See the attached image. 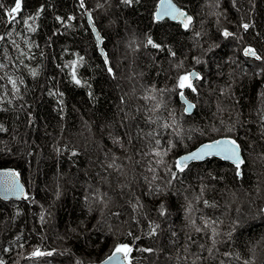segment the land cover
Listing matches in <instances>:
<instances>
[{
	"label": "trees",
	"instance_id": "1",
	"mask_svg": "<svg viewBox=\"0 0 264 264\" xmlns=\"http://www.w3.org/2000/svg\"><path fill=\"white\" fill-rule=\"evenodd\" d=\"M173 1L193 17L187 31L167 20L153 22L157 0L132 6L85 0L86 9L79 0H23L24 19L45 7L30 32L20 17L9 23L3 15L14 0H0V35L6 37L0 41V168L19 172L28 196L0 200L4 264H94L122 242L154 249L134 252V264H264L263 71L244 66L262 62L240 53L251 46L264 56V0ZM85 11L104 41L108 65ZM243 23L250 25L247 32ZM224 30L234 35L225 39ZM148 36L175 56L167 48L145 47ZM212 56L219 59L218 71L203 65ZM80 57L76 85L71 65ZM192 69L203 80L194 82L196 93L185 90L194 104L185 115L174 89ZM219 137L241 144V177L213 158L190 164L171 180L168 169L175 170L178 155ZM154 150L168 151L164 164L156 163ZM157 189L164 194L154 195ZM137 198L143 205L138 215L132 209ZM161 202L165 217L156 211ZM192 220L210 226L196 233ZM149 222L160 225L154 237L147 235ZM37 249L53 254L32 257Z\"/></svg>",
	"mask_w": 264,
	"mask_h": 264
},
{
	"label": "snow or ice",
	"instance_id": "2",
	"mask_svg": "<svg viewBox=\"0 0 264 264\" xmlns=\"http://www.w3.org/2000/svg\"><path fill=\"white\" fill-rule=\"evenodd\" d=\"M121 2L126 6H132L134 3L139 4L140 0H121ZM23 0H14V6L11 8L5 9V5L0 2V9H5L3 15L7 18H10L9 23L16 21L18 17L22 19L23 24L27 26L28 30L30 32L36 31L35 27L33 26L35 24V21L39 19L40 15L45 11V7L41 5L37 10L35 15L29 16L27 19H24L21 16V13L23 11L22 8ZM79 7L81 9H86L85 0H79ZM89 20V24L92 27L93 33H95L97 46L103 44L104 41L101 38L99 32L96 30L95 25L92 21L91 13L88 11H85L84 13ZM153 16V22L156 24H160L162 21H165V19H171L173 21H176L182 28L187 31L190 26L193 23V17L188 15V13L184 10H182L180 7H178L173 0H157L155 11L152 14ZM68 20H73V16H69L67 18ZM29 20L32 21V24L29 23ZM56 21L60 23H64L63 18L60 16H56ZM241 27L244 29L245 32H247L250 28V25L248 23H243ZM197 35H199L197 33ZM222 35L225 39L232 37L234 34L232 32H229L228 30H224L222 32ZM4 35H0V41L5 40ZM14 43V42H13ZM151 47L152 49H156L158 51H164L167 48V51L172 55L175 56V52L171 50L170 47H167L166 44H162L160 42L155 41L151 36H148L146 39L145 47ZM100 55L104 58L105 65H108V57L107 53L104 51L103 48H100ZM243 56L248 58H253L256 61H260L264 63V56L260 55L258 51L251 47H245L243 49ZM83 61V57L79 58V61H74L71 65L72 67V81L76 85H81V80L77 78L76 75V67L77 65ZM199 62V61H197ZM182 66V65H178ZM4 65L0 63V69H2ZM107 71L111 74L113 72L111 67H108ZM264 71V69H262ZM33 76H36L37 73L35 71L32 72ZM0 79H3V77H0ZM196 80H203V77L199 75L197 72H189L184 75H181L178 77L175 89L179 90L178 94L182 101L185 103H188L185 99V90H190L192 93L197 92V87L194 84V81ZM23 83V81H20ZM8 83L12 85V89L14 92H19V88L17 87V81L15 79H12L11 77L8 78ZM50 95H57V93H49ZM59 95H63L60 93ZM91 95V93H89ZM261 95H264L262 93ZM145 99H154L152 96H146ZM58 103L62 104L63 101H57ZM157 108L159 105L156 106ZM194 107L193 104L188 103L187 108L185 109V112H190L191 109ZM155 123V121H153ZM164 128H169L170 125L165 124L163 125ZM3 130V127L0 126V131ZM233 128H229L228 131H233ZM157 144H159V140L156 141ZM174 147V145H172ZM170 150V149H169ZM152 155L156 157H160L156 161L158 164H164L163 157L168 154V151H153L151 153ZM73 156H76V152H72ZM213 158H219L222 161H228L230 162L234 168H235V175L237 177L242 176V166L245 165L246 161L243 158L242 155V146L237 141V139L231 138V137H225L222 139H216L212 140L208 143L201 144L198 148H196L194 151L189 152L186 155L180 156L175 160L174 169L169 168L168 172L171 174V180H177L179 173H184L188 168L190 162H203L205 160H210ZM109 167H112L110 164ZM150 171L152 169H149ZM155 179V176L153 177ZM20 173L15 170H6V171H0V191L3 192L4 198H8V194L14 195L17 199L23 197L24 199H28V196L24 192V186L20 184ZM171 180L169 183H171ZM203 191V188L201 189ZM157 197L164 194L162 189H157L154 193ZM199 199V197H197ZM129 203H132L131 201ZM205 206H212L209 205V202L207 200L203 201ZM143 205L139 203V198H137L136 203L132 204L133 212H136L138 209H142ZM156 211L158 212L159 216L165 217L168 215V208L165 203L161 202L159 206L157 207ZM188 213H191V206L189 205ZM114 215L119 216V213H114ZM136 223H139V221H136ZM190 223L194 226L196 233H201L205 229L209 228V222L207 220L204 221L203 227L195 226L196 221L192 220ZM213 224L215 221L212 222ZM160 227L159 224H154L153 222H149L148 228L150 231L147 233L149 237H154L157 235V229ZM129 237H132L133 240L139 241L140 236L135 235L133 232L129 231L127 233ZM175 235V233H173ZM218 235V233L215 231V229L212 230V237H213V244H215L214 237ZM231 235V234H229ZM191 239V237H189ZM7 251V249H5ZM139 251L141 253H148L152 254L154 252V249L152 247H143V246H133L131 243H117L115 247L111 250V253L107 255L105 259L101 261V264H134V252ZM52 252H43L39 249L35 250L31 255L32 257H44V256H51ZM230 255V254H228ZM0 264H4L3 260H0ZM79 264V262H78Z\"/></svg>",
	"mask_w": 264,
	"mask_h": 264
},
{
	"label": "water",
	"instance_id": "3",
	"mask_svg": "<svg viewBox=\"0 0 264 264\" xmlns=\"http://www.w3.org/2000/svg\"><path fill=\"white\" fill-rule=\"evenodd\" d=\"M174 2V1H173ZM175 3V2H174ZM176 4V3H175ZM177 5V4H176ZM182 9V8H181ZM182 10H184V9H182ZM155 11V10H154ZM184 11H186V10H184ZM187 12V11H186ZM188 13V15H190L191 17H192V15L189 13V12H187ZM86 16V15H85ZM86 19H87V22H88V24H89V20H88V17L86 16ZM165 20H167V21H169V22H173V23H177L176 21H173V20H171V19H165ZM89 26H90V24H89ZM90 28L92 29V27L90 26ZM95 34V33H94ZM100 48H101V45H99V47H98V51H99V54H100ZM242 54H243V51H242ZM248 58H250V57H248ZM102 59H103V61H104V58L102 57ZM252 59V58H251ZM189 72H197V73H199L197 70H190V71H188V73ZM261 90H262V92L264 93V77H263V79H262V82H261ZM185 99L187 100V102L188 103H190V104H193L189 99H187L186 97H185ZM178 100H179V103L183 106V112H184V114L185 115H190L191 113H192V111H193V109H194V107L191 109V111L190 112H185V109L187 108V106H188V103H185L184 101H182L181 99H180V97L178 96ZM194 105V104H193ZM222 138H225V137H219V138H216V139H222ZM216 139H213V140H216ZM210 141H212V140H210ZM210 141H205V142H202V143H200L199 145H197L195 148H193L192 150H189V151H187V152H185V153H182V154H180L178 157H180V156H183V155H186V154H188L189 152H191V151H194L196 148H198L201 144H204V143H208V142H210ZM177 157V158H178ZM176 158V159H177ZM175 159V160H176ZM214 159H217V160H220L219 158H214ZM206 161V160H205ZM220 161H222V160H220ZM204 162V161H203ZM222 162H225V163H227V164H229V165H231L233 168H234V166L230 163V162H228V161H222ZM193 163H201V162H190V164H193ZM189 164V165H190ZM6 170H14L13 168H9V167H4V168H0V171H6ZM19 182H20V184H22L23 186H24V192L26 193V188H25V185H24V183L22 182V180L20 179L19 180ZM0 200H2V201H15V202H23V201H25V199L23 198V197H21V198H19V199H17L14 195H11V194H8V198H4V194H3V192L2 191H0ZM263 214H264V207H263ZM105 259V258H104ZM102 261V260H101ZM101 261L100 262H98V263H95V264H101Z\"/></svg>",
	"mask_w": 264,
	"mask_h": 264
},
{
	"label": "rangeland",
	"instance_id": "4",
	"mask_svg": "<svg viewBox=\"0 0 264 264\" xmlns=\"http://www.w3.org/2000/svg\"><path fill=\"white\" fill-rule=\"evenodd\" d=\"M231 6H232L233 9H235V7H233L232 4H231ZM199 34L201 35V33H199ZM233 38L236 40L235 37H233ZM190 39H191V37H190ZM192 39L195 40V34L192 35ZM192 39H191V40H192ZM232 48H233V47H232ZM242 56H243V55H242ZM218 60H219V59H216L215 56H214V57L212 56V57H209V60H208L209 63H206L205 61H203V62H204L203 65H204V66H207V65L209 66V65H211L212 70H214V71H218V69H219V67H220ZM231 60H233V59H231ZM234 61H235V60H233V62H234ZM200 62H201V61H200ZM244 66H245V69H246V70H249V68H250L251 70H254V71H255V70H256V71H261L262 69H264V63H259V64H257V63H253V62L248 61V64H244ZM245 69H244V70H245ZM185 74H186V73H185ZM263 75H264V71H263ZM260 77H261V76H260ZM260 83H261V81L259 82V86H260ZM260 90H261V86H260ZM178 156H179V155H178ZM178 156H177V157H178ZM177 157H176V158H177ZM101 162H102V161H101ZM22 182H23V181H22ZM24 182H25V181H24ZM24 182H23V183H24ZM262 209H263V208H262ZM115 213H116V212H115ZM117 213L120 214L121 212L119 211V212H117ZM136 213H137V215H138V214H142V212H141L140 209H138V211H136ZM249 215H251V213H249ZM251 216H252L251 219L253 220L254 217H253V215H251ZM118 220H121V218L118 219ZM135 220H136V218H135ZM239 225H240V224H239ZM239 225H238L237 227H239ZM53 234H55V235H53ZM53 234H52V235H53L54 237L57 238V236H56V232H55V231L53 232ZM58 239H59V237H58ZM99 240H103V238H102L101 235H100V237H99ZM159 252H160V251H158V250L156 251V253H158V254H159ZM140 264H141V263H140Z\"/></svg>",
	"mask_w": 264,
	"mask_h": 264
},
{
	"label": "flooded vegetation",
	"instance_id": "5",
	"mask_svg": "<svg viewBox=\"0 0 264 264\" xmlns=\"http://www.w3.org/2000/svg\"><path fill=\"white\" fill-rule=\"evenodd\" d=\"M244 48H245V47H244ZM244 48H243V49H244ZM243 49L240 50L241 55H243V54H242ZM243 57H244V56H243ZM245 58H246V57H245ZM246 59H248V60H254V61H255V59H253V58H252V59H251V58H246ZM262 79H263V78H262ZM261 82H262V80H261ZM260 86H261V83H260ZM261 92H262V90H261ZM262 93H263V92H262ZM262 214H263V210H262ZM263 215H264V214H263Z\"/></svg>",
	"mask_w": 264,
	"mask_h": 264
}]
</instances>
